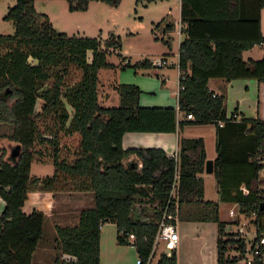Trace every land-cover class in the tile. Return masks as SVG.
Wrapping results in <instances>:
<instances>
[{"label": "trees", "instance_id": "16d2710c", "mask_svg": "<svg viewBox=\"0 0 264 264\" xmlns=\"http://www.w3.org/2000/svg\"><path fill=\"white\" fill-rule=\"evenodd\" d=\"M65 1L70 12L86 11L91 1L110 6L121 2ZM263 7L264 0H181L183 39L178 63L170 65L179 72L177 109L140 106L142 90L129 83L115 87L118 106L102 105L98 100V71L113 67L107 54L110 48H120L119 38L109 33L102 43L97 37L58 32L48 15L35 9L34 0H16L8 7L3 19L12 22L14 32L0 33V123L12 127L7 138L20 145V153L13 162L0 149V199L4 203L0 210V264L32 263L42 238L45 213L40 209L25 213L22 207L31 189H52L59 172L73 180L77 191L91 193L92 205L79 211L75 224L55 225L52 264H100V228L108 221L116 227L117 242L133 244L139 264H150L148 257L159 222L165 213L179 212L183 204L203 206L194 220L217 222V264L244 257V239L225 231L217 202L203 200L200 174L206 152L201 137L181 138L176 159L160 148H123L121 139L126 132L168 133L189 125H214L217 157L213 174L218 201L253 213L256 239L264 235V210L259 209L264 203V56L258 60L242 58L243 51L264 45L260 30ZM173 29L172 22L162 29L166 37L161 40L169 48L168 33ZM87 51L92 53L90 61ZM71 66L79 69L81 76L65 85ZM129 66L127 62L120 67ZM132 67L153 65L145 59ZM245 78L258 84L257 116L238 118L236 109L227 116L225 95L211 91L208 81ZM38 103L40 110L36 112ZM178 112L183 114L181 119ZM47 114L55 115L57 127L66 134H79L72 162L58 159L56 131L50 130L49 140L39 133L36 119ZM187 114L193 119H187ZM35 142L51 145L52 176L30 178ZM130 234L134 236L132 242L128 240ZM228 245H235L237 256L224 257ZM156 264H177L175 249L170 255L161 252Z\"/></svg>", "mask_w": 264, "mask_h": 264}, {"label": "rangeland", "instance_id": "374dc122", "mask_svg": "<svg viewBox=\"0 0 264 264\" xmlns=\"http://www.w3.org/2000/svg\"><path fill=\"white\" fill-rule=\"evenodd\" d=\"M34 5L38 12L48 13L50 15V21L56 31L66 32L68 36L97 37L102 43L108 38L109 33H113L119 38L120 48H110L107 54V61L113 64V67L101 68L98 71V93L102 94V92H106V96L110 97L112 94L111 88L114 86L113 84H119L133 79V77H135L134 72H137V76H140L139 78L145 82L150 91L148 94L150 97H155L153 94L154 92L157 97L159 96L157 92L158 89L162 87L161 75L167 77L169 81L168 89L170 92L174 90V86L177 87L178 69L176 66L139 69H134L132 67L136 62L145 59L152 62L163 55L167 57L170 65L176 64L178 52L177 35L172 31L169 33V35H171V48H169L161 40V38L166 37L162 32L164 23L158 28L154 27L155 24L162 19L167 22L175 19L176 16L175 13H173L175 12L174 1L121 0L117 6H110L99 1L93 2L85 12H70L65 0H36ZM0 7H2V9H0V33L4 35L13 34L14 28L12 22L3 19L7 11L4 10V6L3 4L1 5V3ZM168 7H172V12L171 15L166 16ZM155 37H157V39H154ZM256 50V54L252 53L251 56L259 59L264 55V48H257ZM91 56V51H87V61L91 60ZM30 61L33 62L31 59ZM127 62H129L130 66L121 69L120 66L125 65ZM80 76V70L75 66H71L64 80L65 85L75 83L79 80ZM245 79L250 80L248 78ZM48 83H51V80H49ZM255 94H258V91L257 93L255 92ZM251 97L254 99V93H252ZM102 105L118 106L119 96L112 95L111 99L102 103ZM39 110L40 107L38 103L36 112ZM69 111H71V108H69ZM36 123L42 138L49 140V138H51L50 130L57 132L59 144L58 159L65 162H72L78 151L79 134L76 132L66 134L63 130H60L59 127H57L58 123L56 122L54 114L40 116L36 119ZM11 130L12 127L10 125L0 123V149L3 148L6 158L9 156V147L16 144L7 138V136L11 134ZM191 130H193V128H191ZM191 133H193L190 134L193 137L201 136L200 134H196L197 132ZM207 145L209 150L210 143L208 140ZM31 152L33 160L29 170L30 178L42 179L46 176H52L55 167L53 165V150L51 145L47 142H35L31 147ZM262 175H264L263 171ZM31 193L30 199L32 201L38 200L42 206L40 210L45 213L43 234L39 242L40 249L33 256L32 263L36 264L37 262L44 261L52 262L55 255L54 239L56 234L50 226V217L47 211L50 203L48 201L54 199L55 205L57 204L56 202L61 204L63 203L62 201L72 200L73 197L76 198L79 191L75 189L72 179L70 180L64 173L59 172L52 189L42 190L39 187V189H31L29 194ZM174 194L175 190L173 191V195ZM204 200H218L216 179L214 175L208 176L206 173L204 174ZM199 208L202 210L203 206L183 204L179 212L177 209V231L179 234V240L175 248L177 264H217V222L198 220L194 223L187 222V220L199 218L201 211ZM230 209H233L235 213L234 216L229 215ZM254 217L255 215L253 213L247 214L242 212L237 205H221L220 207V219L225 221L229 220L226 222L225 231L234 233L236 237L241 236L246 242V245L255 235ZM227 225H230V227L227 228ZM100 235L102 239V241H100V264H136L138 257L134 245L131 243L120 244L117 242L116 227L113 223L109 221L103 223L100 228ZM234 247L235 245H228L224 254L225 258L230 259L237 256L238 252ZM163 251L170 252V250L165 249L162 242L158 241L156 253L150 261V264H156L159 254ZM245 256L248 257L249 253L245 254ZM230 264H246L245 258L242 257Z\"/></svg>", "mask_w": 264, "mask_h": 264}, {"label": "crops", "instance_id": "0c3cea01", "mask_svg": "<svg viewBox=\"0 0 264 264\" xmlns=\"http://www.w3.org/2000/svg\"><path fill=\"white\" fill-rule=\"evenodd\" d=\"M35 1L36 0H34V3ZM172 1H174L175 12L173 13H175L176 17L175 19H172L171 21H168V22H172L174 24V29L172 32H174L175 35H177V43H178V49H179V44L183 39V34L181 33V29L184 28L185 26L181 23V17H180L181 0H172ZM15 2L16 0H0V3L1 5L3 4L5 11H7L8 7L12 6ZM93 2H99V1H91L89 3L88 9L90 5H92ZM0 9H2V7H0ZM82 12H85V11H82ZM171 12H172V7H168L166 16L171 15ZM47 15L49 14L47 13ZM48 17H50V15ZM162 23H164L165 25L167 21H164L163 19ZM260 30H261L262 35L264 36V7L261 8L260 10ZM257 48H264V45H255L252 48L243 51L242 58L244 60H248V59L258 60L256 59V57L251 56L252 53L256 54ZM134 74H135V77H133V79H129L121 83L135 84L142 90V93L139 97V104L141 106H147V107L148 106L149 107L151 106H170L176 109L178 108L177 107V94L179 90V72H178V77H177L178 78L177 87L174 86V90L172 89L173 91L171 92L168 89L169 81L167 77L165 75H161L160 79L162 81L161 82L162 87L158 89V92H157L159 95L158 97L156 96L155 92L153 93L155 97H150L148 95L150 91L147 88L145 82H143V80L139 78L140 76H137V72H134ZM113 85L114 86H112L111 88V91H112L111 96L118 95L115 90V87L118 84H113ZM208 88L211 91H213L215 94H224L226 96L225 101L226 100L227 101L225 102V109H226L227 116H229L233 112L234 109H236V114L238 118H241V117L255 118L257 116L258 100H257V94H255V92L257 93L258 91V84L256 80L254 79H250V80L234 79L231 81H225L223 79H209ZM252 93H254V99H252L251 97ZM111 96L110 97L106 96V92L104 93L102 92V94L98 93V100L100 103L101 102L104 103L108 101L109 99H111ZM177 117L178 119H181L183 117V114L181 112H178ZM191 128H193V130H191ZM191 132H197L196 134L201 135L200 137L204 141L206 160L210 159L214 162V160L217 157V153L215 150V126L212 124L189 125V126H185L183 129H179L175 132H168V133H165V132H126L122 136L121 144L123 148H131V147L160 148L164 150L167 155L172 156V155H177L178 148H179V141L181 138H198L196 136L193 137L192 135H190V134H193ZM207 140L210 143L209 150H208L209 147L207 145ZM204 174L205 172L200 174V176L203 179V187H204ZM206 174L208 176L214 175L213 172L210 174L208 173ZM78 194H77L78 197L77 196L76 198L73 197V199L69 201L67 200L62 201L63 203L61 204L56 202L57 204L55 205L54 199H51V201H48L50 205H48L47 211L50 217L49 219L50 226L52 227L54 232H55V225L75 224L77 222L79 211L85 207H90L92 205V194L91 193L79 191ZM30 195H32V193L28 194L27 200L25 201L24 206L22 207V210L25 213H30L33 209L42 208L38 200L32 201L30 199ZM203 200H204V197H203ZM204 201H210V200H204ZM211 202L218 203L219 220L224 221L225 223L228 222L229 220L225 221V220L220 219V207L221 205L236 206V204L223 203V202H219L218 200L211 201ZM3 207H4V203L0 199V210H2ZM195 221L196 220L194 219L187 220V222H190V223H194ZM228 227H230V225L229 226L227 225V228ZM100 241H102L101 235H100ZM39 249L40 248L38 246L36 253L39 251ZM100 261H101V247H100ZM31 264H34V263H31ZM36 264H52V262L44 261V262H37Z\"/></svg>", "mask_w": 264, "mask_h": 264}, {"label": "built area", "instance_id": "2783aa9c", "mask_svg": "<svg viewBox=\"0 0 264 264\" xmlns=\"http://www.w3.org/2000/svg\"><path fill=\"white\" fill-rule=\"evenodd\" d=\"M177 63H178V53H177L176 64ZM152 65L155 68H162L164 66H170L166 56H162L157 60H153ZM186 118L193 119V116L192 114H187ZM172 156L175 159L177 158V155H172ZM176 180H177V177H176ZM176 186H177V182L175 181V183H173L172 191L170 194L171 196H174L173 191L176 189ZM262 189L264 190V186H262ZM243 191L246 192V189L243 188ZM234 214L235 213L233 209H230L229 215L234 216ZM177 221H178L177 209H175L174 212L172 213H165L163 215L157 227V232H156V236H155V240L153 244L152 254L149 255L148 262L152 260V258L154 257L156 253L158 241L164 244V247L166 250H170V252L169 251L165 252L167 255H170L171 250L176 248V245L179 240V234L177 231ZM133 239H134V236L130 234L128 237V240L132 242ZM246 249H247L246 254L249 253L248 257L244 256L246 264H260L262 260L264 259V235L256 239V234H255L254 237L250 240V242H247ZM136 263L139 264L140 260L138 259Z\"/></svg>", "mask_w": 264, "mask_h": 264}, {"label": "water", "instance_id": "95a60500", "mask_svg": "<svg viewBox=\"0 0 264 264\" xmlns=\"http://www.w3.org/2000/svg\"><path fill=\"white\" fill-rule=\"evenodd\" d=\"M9 149H10V152H9L8 159L14 162L20 153V145L15 144L13 146H10ZM204 172L208 174L213 172V161L212 160L207 159L205 161ZM259 209L264 210V203L260 205Z\"/></svg>", "mask_w": 264, "mask_h": 264}]
</instances>
